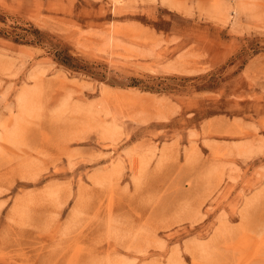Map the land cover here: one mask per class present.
<instances>
[{
	"label": "rangeland",
	"instance_id": "374dc122",
	"mask_svg": "<svg viewBox=\"0 0 264 264\" xmlns=\"http://www.w3.org/2000/svg\"><path fill=\"white\" fill-rule=\"evenodd\" d=\"M0 264H264V0H0Z\"/></svg>",
	"mask_w": 264,
	"mask_h": 264
},
{
	"label": "trees",
	"instance_id": "16d2710c",
	"mask_svg": "<svg viewBox=\"0 0 264 264\" xmlns=\"http://www.w3.org/2000/svg\"><path fill=\"white\" fill-rule=\"evenodd\" d=\"M31 29H24L25 34H15L13 36L14 41L18 43H32L37 45H44L45 47H48L51 52L54 54L55 58L63 65L73 69H80L85 70L83 66H74L72 62L78 61L74 56L70 55L68 53L69 49L65 47L64 44L61 42H57L56 38L42 33L38 29H33L32 26H30ZM29 33L34 34L33 38H30ZM43 37V38H42ZM47 37V42L44 40V38ZM46 43V44H45ZM135 82V81H134ZM137 83V82H135Z\"/></svg>",
	"mask_w": 264,
	"mask_h": 264
},
{
	"label": "bare ground",
	"instance_id": "6f19581e",
	"mask_svg": "<svg viewBox=\"0 0 264 264\" xmlns=\"http://www.w3.org/2000/svg\"><path fill=\"white\" fill-rule=\"evenodd\" d=\"M21 102H23V100H21Z\"/></svg>",
	"mask_w": 264,
	"mask_h": 264
}]
</instances>
